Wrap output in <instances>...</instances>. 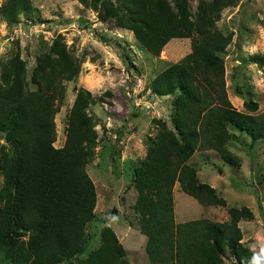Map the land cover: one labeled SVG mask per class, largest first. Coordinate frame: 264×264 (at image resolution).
<instances>
[{"label":"trees","instance_id":"trees-1","mask_svg":"<svg viewBox=\"0 0 264 264\" xmlns=\"http://www.w3.org/2000/svg\"><path fill=\"white\" fill-rule=\"evenodd\" d=\"M103 9L111 21L132 32L147 51L167 37H190V49L156 72L149 91L172 98V127L152 117L155 130L145 139L142 157L132 168L136 225L145 235L147 264H223L224 248L239 264H249L253 251L240 240L238 220L251 218L246 205L226 207L228 217H196L175 221L172 186L201 204L226 206V200L196 176L188 159L196 149H213L225 162L238 166L240 157L226 142L246 133L264 143V109L248 99L240 111L230 103L224 86L223 58L230 41L216 25L220 10L237 0H77ZM30 0H4L0 14L15 21L32 9ZM253 59L264 71V54ZM79 60L60 35L35 57L28 81L17 53L0 63V132L7 147L0 153V260L9 264H59L72 260L86 241L85 224L94 216L95 190L85 165L94 154L96 131L85 108L95 100L78 87L66 116L64 140L54 146L53 116L64 91L63 82L79 71ZM264 161V153H263ZM98 244L73 264H129L125 249L102 217Z\"/></svg>","mask_w":264,"mask_h":264},{"label":"rangeland","instance_id":"rangeland-1","mask_svg":"<svg viewBox=\"0 0 264 264\" xmlns=\"http://www.w3.org/2000/svg\"><path fill=\"white\" fill-rule=\"evenodd\" d=\"M188 3L193 12L197 0ZM30 4L33 8L18 13L15 21H7L0 14V63L17 53L25 65L27 86L34 87L28 78L35 57L57 34L80 63L75 77L63 82V97L53 116L54 146L63 143L67 111L76 89H87L95 97L85 108L97 135L93 157L85 165L95 190L94 216L85 224L87 238L81 252L59 264H73L98 244L99 230L104 224L102 217L108 219L107 224L130 263H147L132 209L135 197L132 168L145 152L146 137L154 133L151 118L160 117L172 127L174 96V93L154 94L147 83L156 72L189 51L190 37L162 38L155 48L147 51L131 31L115 25L103 9L77 0H30ZM216 25L231 35L218 52L223 58L224 86L230 103L245 111L243 101L252 99L257 102L254 112L261 111L264 71L253 58L264 54V0H237L234 5L223 7ZM227 128L238 133L226 142L227 148L240 157L238 166L225 163L213 151L205 152L209 153L207 159L200 151L190 157L191 163L198 162L200 176L207 173L205 182L223 196L226 206L198 203L179 189L180 195H174L176 212L184 214V219L205 215L223 220L228 217L227 206L246 205L252 217L238 220L240 240L258 252L257 237L264 238V143L261 139L249 143L246 133L230 125ZM7 145L0 132V153ZM1 183L0 172V186ZM221 257L223 264H239L227 248ZM0 264L9 263L0 260Z\"/></svg>","mask_w":264,"mask_h":264},{"label":"crops","instance_id":"crops-1","mask_svg":"<svg viewBox=\"0 0 264 264\" xmlns=\"http://www.w3.org/2000/svg\"><path fill=\"white\" fill-rule=\"evenodd\" d=\"M232 132H234L236 135L238 134L236 131H232ZM195 151H200L201 152V156L204 158V159H207L208 157H206V156H208L207 154H209V153H205V152H209V151H213V152H215L213 149H210V148H207V149H196ZM194 151V152H195ZM194 152L191 154V156L194 154ZM217 154V153H216ZM190 156V157H191ZM190 157H189V159H188V161L190 162ZM197 164H198V162H196L195 164H194V166H195V171H196V176H197V178L200 180V181H206L207 179H206V177H207V173H206V175H204L203 176V173H201V176L199 175V173H198V167H197ZM205 174V173H204ZM203 176V177H202ZM211 185V184H210ZM179 189H180V187H179V185H178V183L177 182H174V184H173V186H172V195H173V217H174V220L175 221H178L177 219H183V220H186V218L184 219V214H182V213H179V214H177V208H176V205H175V202H174V195L175 196H177V195H180L179 193H180V191H179ZM176 201V200H175ZM174 205H175V207H174ZM209 205H212V204H209ZM213 205H215V204H213ZM217 205V204H216ZM182 216V217H181ZM205 215H203V216H196V217H204ZM226 216H227V212H226ZM195 217V218H196ZM183 220H180V221H183ZM140 233V232H139ZM138 233V235H139V238H140V240H141V243L143 244V246H144V241H145V235H143L142 233H140L139 234ZM143 256L145 257V259L147 260V257H146V255H145V251H144V247H143ZM147 263H148V260H147ZM147 263H143V264H147ZM129 264H131L130 263V261H129Z\"/></svg>","mask_w":264,"mask_h":264},{"label":"clouds","instance_id":"clouds-1","mask_svg":"<svg viewBox=\"0 0 264 264\" xmlns=\"http://www.w3.org/2000/svg\"><path fill=\"white\" fill-rule=\"evenodd\" d=\"M258 242V252L254 251L253 256L251 257L249 264H264V238L257 237ZM256 245H253L255 248Z\"/></svg>","mask_w":264,"mask_h":264}]
</instances>
